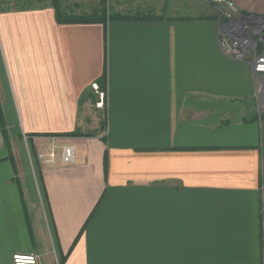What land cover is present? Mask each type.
I'll use <instances>...</instances> for the list:
<instances>
[{
  "label": "crops",
  "instance_id": "crops-1",
  "mask_svg": "<svg viewBox=\"0 0 264 264\" xmlns=\"http://www.w3.org/2000/svg\"><path fill=\"white\" fill-rule=\"evenodd\" d=\"M209 9L0 11V264H264V114L247 104L264 42L227 55ZM63 145L71 163L49 157Z\"/></svg>",
  "mask_w": 264,
  "mask_h": 264
},
{
  "label": "built area",
  "instance_id": "built-area-1",
  "mask_svg": "<svg viewBox=\"0 0 264 264\" xmlns=\"http://www.w3.org/2000/svg\"><path fill=\"white\" fill-rule=\"evenodd\" d=\"M221 6L219 19V44L221 49L229 56L245 60L251 49H256L262 41L264 34V16L246 15L236 5L234 0H210ZM257 41V42H256ZM253 72L258 76L264 75V53L255 56L252 62ZM93 88L104 97L98 83ZM260 89V86L259 88ZM102 105V103H99ZM3 138L0 135V147ZM62 160L71 163L74 160V148L69 145L60 146ZM56 146L49 157L56 156ZM13 264H41L35 253H15Z\"/></svg>",
  "mask_w": 264,
  "mask_h": 264
},
{
  "label": "rangeland",
  "instance_id": "rangeland-1",
  "mask_svg": "<svg viewBox=\"0 0 264 264\" xmlns=\"http://www.w3.org/2000/svg\"><path fill=\"white\" fill-rule=\"evenodd\" d=\"M202 3L205 4V8L203 6L197 10V7H200ZM49 4H53L54 7V4H58L64 12L78 15L91 14L105 9L107 13L114 14L118 12V14L124 17H155L159 14L161 16L166 15L171 7H175L181 10L180 12L182 14H196L195 10H197V12L200 10L199 13L204 10V15L206 14V10L210 8L209 13H211L212 10L215 16V5L218 11L217 14L221 12V6L214 1L210 2V0H0V11L21 9L20 7L22 6L41 8ZM247 104L249 108H260L258 113L260 115L264 114V99H252L247 102ZM56 153L59 154L62 159V150H57Z\"/></svg>",
  "mask_w": 264,
  "mask_h": 264
},
{
  "label": "trees",
  "instance_id": "trees-1",
  "mask_svg": "<svg viewBox=\"0 0 264 264\" xmlns=\"http://www.w3.org/2000/svg\"><path fill=\"white\" fill-rule=\"evenodd\" d=\"M55 5V12H56V20L58 23H94V22H104L106 23L107 21L111 20V19H127V18H133V19H146V18H151V17H142V16H135V17H131V16H122L118 13H114V14H110L107 13V11L105 9L101 10L100 12H93L91 14H74V13H67L64 12L60 5L58 4H54ZM21 9H28L31 7L28 6H22L20 7ZM156 17V16H155ZM106 76H103V80H102V88L105 89L106 86ZM0 118L2 121V114L0 112ZM71 135H78L76 133H72ZM108 160V156L107 154L105 155V162H107Z\"/></svg>",
  "mask_w": 264,
  "mask_h": 264
},
{
  "label": "water",
  "instance_id": "water-1",
  "mask_svg": "<svg viewBox=\"0 0 264 264\" xmlns=\"http://www.w3.org/2000/svg\"><path fill=\"white\" fill-rule=\"evenodd\" d=\"M262 36H263L262 41L264 42V34H263ZM256 42H257V41H256Z\"/></svg>",
  "mask_w": 264,
  "mask_h": 264
}]
</instances>
